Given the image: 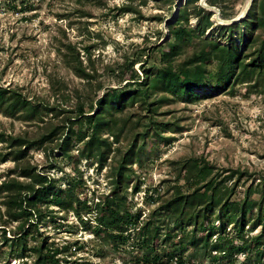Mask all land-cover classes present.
<instances>
[{
    "label": "rangeland",
    "instance_id": "obj_1",
    "mask_svg": "<svg viewBox=\"0 0 264 264\" xmlns=\"http://www.w3.org/2000/svg\"><path fill=\"white\" fill-rule=\"evenodd\" d=\"M129 1L0 0V84L21 90L34 102L57 107V110L33 119H27L23 113L10 116L0 109V132L38 139L53 123L60 126L65 123L67 127L69 122L64 118L67 113L59 108L76 109L79 102L85 101V110H88L89 103H96L104 90L121 86L130 79L131 70L122 77L128 64H133L141 79L145 74L144 66L162 64L163 48L171 38L169 25L177 21L182 7L189 6L192 10L193 5H187V0H133L136 9L128 11L124 8ZM197 2L212 11L213 25L203 36L226 43L228 31L225 26L230 24L226 20L239 15L248 0ZM215 14L221 20H217ZM197 23L198 17L194 13L185 21L189 26ZM260 31L258 29L256 33ZM234 35L245 49V41H239L237 30ZM194 48L190 45L180 50L173 57L174 62L191 54ZM208 66L213 67L214 63ZM197 92L198 98L191 101L164 91L153 94L152 98L158 101L155 118L174 122L172 128L162 132L171 136L168 142L153 133L142 142L140 132L145 129L144 123L149 116L136 101L125 107V113L116 112L118 127L123 125L126 112H131L118 141L110 132L102 131L103 136L112 141V149L103 164L94 155L81 156L84 140H73L72 155H63L60 145L65 133L34 146L27 157L57 178V184L62 188L67 187L70 180L77 182V192L82 198H88L93 206L98 198L115 187L114 155L120 150L126 151L132 143L138 148L144 143L139 154L128 164L130 176L123 177V181L128 182L127 206L132 211L141 210L142 217L160 202L154 201L151 194L154 197L159 194L165 199L187 189L179 165L181 160L193 156L213 165L214 172L223 174L220 178L226 176L224 181L228 185L235 184L238 179L233 198L243 197L250 185L264 189V75L238 82L232 90L208 85ZM76 125L79 129L91 126L89 122ZM9 150L11 147L0 140V183L9 173L17 174L11 171L15 160L11 155L5 159L4 154ZM135 184H138L137 190H134ZM260 196L259 191L253 194L255 198ZM4 200L0 193V216L5 220ZM50 208L53 214L39 223L40 232L35 230L36 237H29V245L41 242L60 246L63 250L59 254L61 264H153L143 258L148 250L131 224L126 231L130 235L122 239L109 235L98 224L94 209L91 212L83 209L85 221H82L72 207L63 209L52 204ZM209 221L211 217L206 223ZM17 224L18 221H10L0 226L4 227L0 228V264H35V252L28 251L27 255L19 256L4 237V234L13 236ZM260 230V226L254 231L246 226V235ZM227 231L234 238L231 247L235 249L231 254L217 252L215 260L212 258L214 253L206 251L198 241L191 242L184 251L176 250L173 242L185 232L172 225L165 227L161 238L148 249L154 247L160 253L156 264H259L255 250L258 245L254 243L249 248L241 245L235 238L233 225ZM205 232V229H199L198 234L203 236ZM237 244L242 247L238 248ZM180 255L185 263L177 259Z\"/></svg>",
    "mask_w": 264,
    "mask_h": 264
},
{
    "label": "trees",
    "instance_id": "obj_2",
    "mask_svg": "<svg viewBox=\"0 0 264 264\" xmlns=\"http://www.w3.org/2000/svg\"><path fill=\"white\" fill-rule=\"evenodd\" d=\"M197 1L187 0V5H193L192 10L189 6L180 9L177 21L169 25L171 38L165 44L167 47L163 48L162 64L144 66L145 74L142 79L132 63L126 65L122 77L124 78L129 70L131 77L125 84L104 90L96 103L93 101L89 103L88 110H85L87 104L85 101L79 102L76 109L58 107L61 112L67 113L64 118L69 124L66 127L65 123L61 126L53 123L49 132L43 133L38 139L0 132V140L11 147V150L4 154L5 159L11 155L16 162L11 171L17 174L9 173L0 183V193H3L5 199L7 215L5 220L0 216V226L10 221H18V229L13 230V236L4 234L5 239L11 243V250L14 253L24 256L29 253L28 251H32L35 252V264H61L62 257L59 254L63 250L60 246L41 242L29 245V237H36L35 230L37 233L40 232L39 223L53 214L50 206L57 204L63 209L72 207L82 221H85L82 210L87 208V211L91 212L94 209L98 224L109 235H116L122 239L130 235L129 232L126 234V231L131 224L137 229L140 234L139 240L148 250L143 258L153 264L158 262L160 253L154 250V247L152 250L148 248L153 246L156 239L161 238L163 229L171 225L174 229L181 227L185 232L173 242L176 250L184 251L191 242L198 241L204 245L206 251L214 253L213 260L218 257L217 252L231 254L235 249L231 247L234 238L227 234L228 227L233 225L236 230L235 238L240 240L241 245L248 248L254 243L258 245L255 248L257 258L259 264H264V189L250 185L243 197L233 198L238 179L235 184L228 185L224 181L226 176L224 179L220 178L223 174H220V171L214 172L213 165H209L206 160L201 162L196 156L181 160L179 173H182L187 189L165 199L159 194L155 197L151 194L154 201L160 202L148 215L142 217L141 210L132 211L127 206L128 182H124L123 177L130 176L128 164L134 160L136 154H139L144 143H141L139 148L132 143L126 151L120 150L118 155H114L115 187L98 198L93 206L89 204L88 198L79 195L77 182L70 180L67 187L62 188L57 184V178L40 169L38 164L32 163L27 157L29 150L34 146L65 133L60 145L63 155L68 157L72 155L70 150L73 140H84L80 149L81 156L94 155L103 164L112 149V141L108 136H103L102 131L110 132L115 141H118L119 133L127 124L131 112H126L128 114L123 116L121 127H118L116 112H124L126 106L134 105L136 101H139L142 108L149 113L146 114L149 119L144 123L145 129L140 132L142 142H145L152 133L168 142L171 136H166L162 132L166 128H172L174 122L155 118L154 114L158 113V101L152 98L154 93L164 91L191 101L198 98L197 89L204 86L232 90L238 82L251 81L255 76L264 75V0H253L245 17L226 24L225 28L228 31L225 36L226 43L203 36L213 25L212 11ZM124 9L128 11L136 9L133 0H130ZM191 13L198 17L196 26L185 24ZM258 29L261 31L256 33ZM235 30L238 31L239 41H245V49L237 42ZM190 45H194V51L180 61L174 62L173 57ZM210 63H214V66L209 67ZM56 108L41 101L34 102L21 90L0 84V109L10 116L23 113L27 119H33L40 114L53 112L57 110ZM78 122H89L91 126L79 129L76 125ZM140 157L138 156V159ZM137 189L138 184H135L134 190ZM257 191L261 198L253 197ZM209 217L211 221L206 223ZM246 226L250 231L259 226L261 230L246 235ZM199 229H205L203 236H199ZM213 235H216L215 238ZM177 259L180 263H185L182 255ZM65 260L68 262V259Z\"/></svg>",
    "mask_w": 264,
    "mask_h": 264
},
{
    "label": "water",
    "instance_id": "obj_3",
    "mask_svg": "<svg viewBox=\"0 0 264 264\" xmlns=\"http://www.w3.org/2000/svg\"><path fill=\"white\" fill-rule=\"evenodd\" d=\"M202 1L206 4V0H202ZM252 2H253V0H248V2L246 4L245 8L243 9V11L239 15H237V16H235L233 18L227 19L226 22L227 23H232L234 21H238V20L242 19L243 17H245V15L247 14Z\"/></svg>",
    "mask_w": 264,
    "mask_h": 264
},
{
    "label": "bare ground",
    "instance_id": "obj_4",
    "mask_svg": "<svg viewBox=\"0 0 264 264\" xmlns=\"http://www.w3.org/2000/svg\"><path fill=\"white\" fill-rule=\"evenodd\" d=\"M217 20H221V18L218 16V14H215L214 16ZM223 22L225 23V20H223Z\"/></svg>",
    "mask_w": 264,
    "mask_h": 264
}]
</instances>
